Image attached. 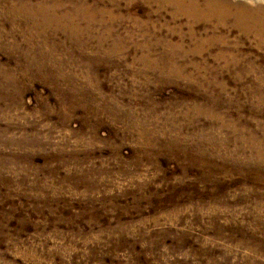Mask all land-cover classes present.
Returning a JSON list of instances; mask_svg holds the SVG:
<instances>
[{"label": "rangeland", "instance_id": "obj_1", "mask_svg": "<svg viewBox=\"0 0 264 264\" xmlns=\"http://www.w3.org/2000/svg\"><path fill=\"white\" fill-rule=\"evenodd\" d=\"M117 2L90 38L0 19V264H264V45Z\"/></svg>", "mask_w": 264, "mask_h": 264}, {"label": "bare ground", "instance_id": "obj_2", "mask_svg": "<svg viewBox=\"0 0 264 264\" xmlns=\"http://www.w3.org/2000/svg\"><path fill=\"white\" fill-rule=\"evenodd\" d=\"M117 1L118 0H0V19L5 20L10 31L17 30L19 32H26V34L35 33L36 35H43L44 33H46L47 35H52L55 33H63L64 35L69 36V40L71 37L73 38V35H86L87 37H89V33L97 32L102 34L104 33V35H106L105 33L108 34L113 32L114 22L122 19V15L114 10V8L118 6ZM144 1L148 2L149 0ZM167 1L170 3V6H172L173 16H170V18L174 17L175 13L177 12V14H185L184 16L188 17V19L191 20L201 19L204 21H215V24H213L212 26L213 28H215L216 25L220 27H234L239 31V34L246 36L252 35L257 46L264 45V4L258 2H252L253 4H246L244 3V1L233 2L231 0ZM156 28L157 27H155L151 21L139 22L135 20L134 24L131 25V28H124V31L125 33L130 35L134 34L135 31L139 32L143 36V38L139 42L135 41L132 46L141 48L146 47L145 49L150 50L155 46L162 45L160 43V40L157 39L159 35L157 34L158 36L156 37L154 33H151L149 31ZM129 30H131V33ZM190 35L192 36L193 33L191 32ZM219 35L220 36L211 34L208 35V37H214L215 39L225 43V35ZM76 39V44L82 45L80 39ZM201 40H203V38L199 37L198 41ZM25 42L29 41L26 40ZM179 43L180 41L171 44L167 41L165 42L164 46H169V48L167 49L170 51L172 47L177 48L179 46ZM118 45L113 42L108 52L110 53L111 51L113 52L115 49H118ZM143 54L142 56H144ZM166 56L167 55L165 53H161L160 55L156 56V59H154L153 62H163L166 67L170 68V70L178 72V69L169 61V59H165ZM104 58L106 59V57ZM173 141L174 140L171 139L167 143H171Z\"/></svg>", "mask_w": 264, "mask_h": 264}]
</instances>
